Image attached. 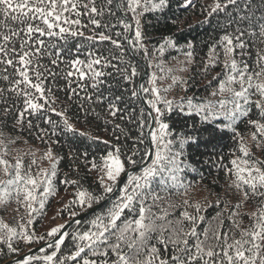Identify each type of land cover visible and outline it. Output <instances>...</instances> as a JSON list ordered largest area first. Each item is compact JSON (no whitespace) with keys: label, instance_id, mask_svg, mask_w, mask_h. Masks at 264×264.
Masks as SVG:
<instances>
[{"label":"trees","instance_id":"obj_1","mask_svg":"<svg viewBox=\"0 0 264 264\" xmlns=\"http://www.w3.org/2000/svg\"><path fill=\"white\" fill-rule=\"evenodd\" d=\"M82 2H87V0H82ZM215 2L216 0H191V4L185 6L186 0H167L165 7L144 12L139 17L142 41L137 44L135 43V21L132 19L133 13L127 11L126 0H119L122 7H117V0H113L111 5L107 4V0H96L97 7L105 9L103 16L95 17L101 22V27L95 28L91 25L87 16L80 17L82 24L88 25L80 29L84 32V36H68L66 40L53 38L57 48L49 49V51H59L58 67L50 63L48 56H44L40 61L41 64L58 73L54 79L48 76V79L44 81L45 88H51L52 96L49 99L54 101L51 103V108L55 111H51L48 105L35 112L30 109L26 111L24 95L9 91L8 89L13 85L0 79V89H4L0 94V140L8 150V155L4 158L14 163V155L21 153L27 166L31 165L34 159L36 163L31 165V168L38 169L41 161L44 160L43 154L50 150L53 156L51 161L57 165V174L52 177L53 185L57 190L56 193H62L67 198L64 206L53 211L51 205L62 203L64 197L58 200L50 196L45 203V208L39 209L38 207V211L31 217L28 209L23 204H17L15 200L5 206H0V221L15 228L17 232L23 230L33 236L32 243L26 242L19 235L14 237L12 246L18 250L17 252H10L7 244L0 242V264L25 255L40 246L41 248L33 256L42 257L54 251V248L48 246L49 244L43 246L53 238L48 236V232L52 228L66 225L91 209H82L79 205L70 204L75 192L82 189L97 195L103 194L99 183L100 177L98 178L101 171L93 169L92 162L102 166V157L114 151L116 147L120 148L122 160L132 156L135 151L138 153L133 157L137 161L136 166L146 161L148 156L145 153H149V127H140L141 110H144L143 119L149 124H151V119L140 95L132 96V91L138 90L139 83L145 74V65L148 68V75L142 85L151 87L148 81L155 75L156 86L161 89V95L168 100L180 102L182 98L192 97L194 102L213 103L218 106L220 99H230L229 93L212 95L213 92L218 91V83L224 71L225 56L219 42L225 34L238 35L237 27L244 30L245 35L242 39L248 45L244 50L246 54L240 56V50L237 49L235 58L238 61L242 59L254 67L255 53L258 49L264 48V44L259 43L258 36L253 37L247 34L249 22L241 21L240 17L252 16L254 21L257 20L264 15V0H237L235 5H228L223 11L212 12ZM220 3L223 5L226 0H220ZM120 9L132 21L134 26L132 48L142 62L133 55L129 48L130 30L124 31L121 21L126 23L127 21ZM251 27L258 34L256 24H252ZM93 30L96 33L104 32L119 39L121 49H116L109 41L88 40L86 37L93 35ZM117 32L121 33L120 37L115 36ZM44 39L47 42L48 38ZM168 40L171 44L166 43ZM189 52L192 53L191 56L187 55ZM99 57L105 58L115 67L95 66L106 73L100 78L96 88L92 87L94 81L87 78L79 82L76 76L69 79L64 78V73L70 70L69 61L74 59L87 61ZM210 57H212L211 60ZM3 67L0 65V69ZM133 68L136 69L137 75L131 77V81L125 80L124 76L130 75ZM12 71L13 69H8V73ZM4 74L0 71V76ZM173 78L176 79V83H173ZM69 80L71 81L70 86ZM80 85L84 87L81 88ZM21 88L24 86L21 85ZM165 88L169 91L164 92ZM71 89H75V93ZM143 94L148 99V95ZM34 95L38 97L39 93H34ZM118 96L121 99L117 100ZM88 97L91 99L89 100ZM252 99L255 100L256 97L253 96ZM37 102L43 103V101ZM110 102L119 109L115 117L110 114ZM22 112L24 113L22 123H17ZM57 112L63 115L58 116ZM65 119L72 125L74 131L65 128ZM248 120H261L254 105L247 117L238 119L235 129L240 136H237L235 132L226 128L221 130L220 128L213 129V125H202L200 117L195 114L188 116L175 111L167 116L166 121L170 123L174 133H185L194 138L185 144L182 157L185 171L181 173L183 181L191 183L192 187L186 196H166L161 192L160 195L165 196V199L155 203L149 199L146 203L152 206V212L156 215H163L166 211L169 220H176L181 218L180 214L185 210L183 200L188 199L190 203L199 202L202 205L200 215L205 219L203 222H198V232H202L206 227L215 228L218 224V220L215 219L217 213L222 214L221 218L227 229L232 223L228 218L230 211L234 205L242 201V196L236 188L230 187L234 177L226 172V169L231 167L230 161L241 155L239 152L241 137H243V143L250 149L253 159H264V145L256 147V141L252 139L255 129L248 124ZM29 122H31V128L28 127ZM193 123H195V128H193ZM13 140L16 142L11 143ZM141 156L144 157L143 160ZM126 168L130 169L133 166L126 164ZM139 173L140 171H137L132 174L138 175ZM8 179L9 177L0 171V181ZM65 180L77 183H64ZM125 183L127 180L124 181ZM116 187L117 185L114 191ZM121 190L95 212L88 214L68 229V236L65 237L61 252L57 253L58 258H66L70 252L75 250L76 242L72 240V235L90 230L92 227L90 222L97 216L107 213V210L119 199L122 194ZM112 193L107 194L105 199ZM217 202H219V207H217ZM169 203L174 207H169ZM66 205L68 207L65 209ZM96 205L98 204L94 203L92 207ZM260 206L255 198L243 204L238 210L240 215L237 217L238 220H242L241 228L250 227L249 214L256 213ZM187 211L194 214V209L191 207H188ZM73 213L75 215H72ZM134 215L135 213L126 209L121 221L125 218L133 219ZM29 219L33 221L31 225L28 224ZM157 223L161 222L157 221ZM21 226H24L23 229ZM238 236L237 231V238ZM152 243L156 241L153 240ZM32 264H44V261L34 260ZM67 264H75V262L69 260Z\"/></svg>","mask_w":264,"mask_h":264},{"label":"snow or ice","instance_id":"obj_2","mask_svg":"<svg viewBox=\"0 0 264 264\" xmlns=\"http://www.w3.org/2000/svg\"><path fill=\"white\" fill-rule=\"evenodd\" d=\"M112 2L113 0H107L108 5ZM236 3L237 0H226V3L222 5L220 0H216L212 6V12L223 11L228 5ZM188 4H191V0H186L185 6ZM166 5L167 0H158V2L126 0L127 11L133 13L132 19L135 21V43L140 44L142 41L139 17L144 12L155 11ZM122 6L118 2L117 7ZM138 9L141 11L138 12ZM104 12V8L97 7L96 0H87V2L82 0H0V65L4 66L0 71L5 73L0 76V79L13 85L8 89L9 91L24 95L26 111L30 109L35 112L44 108L45 105H48L51 111H55L51 108V103L54 101L49 99L52 96L51 88L46 89L44 81L48 79V76L54 79L58 73L40 62L44 56H48L50 63L58 67L59 51H49V49L57 48L53 38L66 40L68 36H84V32L80 29L88 25L82 24L80 19L82 16H87L91 25L100 28L101 22L95 17L103 16ZM240 20H247L249 22L247 34L253 37L258 36L259 43L264 44V15L255 21L252 16H242ZM121 23L124 31L128 32L131 25L124 21ZM254 23L258 27V34L251 27ZM236 32L239 34L235 36L225 34L219 42L225 56L224 71L218 83V91L212 93L213 96L229 93L230 99H220L218 106L213 103L194 102L192 97L182 98L180 102L168 100L161 95V89L156 86L155 75L148 81L151 87L141 85L139 90L134 89L133 97L138 96L140 91L148 95L146 104L153 123L149 124L143 119L144 110L142 109L140 127L153 128L149 135L155 151L145 153L150 163L143 166L138 175L131 174L126 164L135 167L137 161L133 157L138 153L134 151L132 156L122 160L119 147L102 157V166L92 162V168L103 173L99 181L103 194L97 195L78 189L70 204L79 205L82 209L92 208L94 203L99 204L107 194L114 191V187L121 182L120 178L124 175L127 183L124 184L119 199L113 203L105 215L97 216L90 222L92 226L90 230L72 235V240L76 242L75 250L66 258L61 259L57 256L65 243V237L68 236L67 232L62 231L64 225H60L48 232V236L57 237L54 243L48 245L54 248L51 254L42 257L27 256L11 264H32L34 260H43L44 264H67L69 260L75 264H264V159L252 158L250 149L243 143V137L239 146L241 155L232 159L231 167L226 169V172L234 177L230 187H235L242 196V201L234 205L229 213L228 218L232 223L227 229L224 227L222 214L217 213L215 218L218 220L217 226L211 229L206 227L202 232H198V222H203L205 219L200 215L202 205L199 202L190 203L188 199H184L185 210L180 214L181 218L176 220H169L166 211L163 215H156L152 212V206L146 203L149 199L154 203L165 199V196L160 195L161 192L166 196H186L192 187L191 183L183 181L181 173L185 171L182 160L185 144L194 138L185 133L172 131L166 117L175 111L188 116L195 114L200 117L202 125H213V129L221 130L226 128L240 136L236 132L235 125L240 117L249 115L254 105L261 120H248V124L255 129L252 139L256 141V147L264 145V122H261L264 121V48L256 51L254 67L242 59L238 61L235 58L236 50L239 49V55L244 56L246 54L244 50L248 45L242 39L245 31L237 27ZM115 36L120 37L121 33L117 32ZM44 38H48L47 42ZM86 38L90 41L96 39L100 42L109 41L116 49L122 47L119 39L104 32L96 33L93 30V35ZM166 43L171 44V41L168 40ZM187 55L191 56L192 53L189 52ZM97 65L115 67L103 57L91 58L87 61L74 59L68 62L70 70L64 73V78L76 76L78 82L87 78L94 81L92 87L96 88L100 78L106 75L95 67ZM9 68L13 69L11 73H8ZM136 75L137 71L133 68L131 74H126L124 79L131 81V77ZM173 83H176L175 78ZM21 85L24 88H21ZM3 91L4 89H0V94ZM71 91L75 93L76 90L71 89ZM163 91L167 92L169 89L165 88ZM34 93H39V96H35ZM253 96L256 97L255 100L252 99ZM88 99L90 100L91 97ZM116 99L119 100L121 97L118 96ZM37 101H43V103ZM109 109L113 117L119 111L112 102L109 103ZM23 115V112L20 113L17 123H22ZM56 115L63 114L57 112ZM64 125L67 130L74 131L67 119L64 120ZM28 127H32L31 122ZM15 142V140L11 141V143ZM6 155L8 150L0 140V171L9 177L6 181H0V206L15 200L17 204H23L28 209L31 217L38 211L34 207L37 202L39 209H44L47 199L56 194L57 190L51 177L56 176L57 165L53 162L50 173L48 170L41 169L34 176L31 173V165L36 163L34 159L31 165L25 166L22 156H17L15 162L10 163L4 158ZM44 158L53 160L50 150L44 154ZM143 158L141 156L142 160ZM41 175L44 179H40ZM64 183L76 184L77 182L65 180ZM252 198L258 200L261 206L256 213L249 214L250 227L241 228L242 220L237 219L240 215L238 210ZM67 207L68 205L65 209ZM169 207L174 205L169 203ZM188 207L194 209V214L187 211ZM126 209L135 215L133 219L125 218L121 221ZM32 223V219H29L28 224ZM23 227L21 226L22 229ZM0 234H2L0 242L7 244L10 252L18 251L12 246V240L17 235L28 243L33 242L32 235L23 230L17 232L15 228L9 227L2 221H0ZM153 240L156 243H152Z\"/></svg>","mask_w":264,"mask_h":264},{"label":"water","instance_id":"obj_3","mask_svg":"<svg viewBox=\"0 0 264 264\" xmlns=\"http://www.w3.org/2000/svg\"><path fill=\"white\" fill-rule=\"evenodd\" d=\"M119 2V0H117V3ZM124 19L127 21V23L129 25H131V28H130V33H129V38H128V45H129V48L131 50V52L133 53V55L139 60L141 61L135 54L133 48H132V39H133V35H134V26L132 24V21L131 19L123 12L122 9H120ZM142 62V61H141ZM148 75V68L147 66L145 65V74L143 76V78L141 79L140 83H139V88L138 90L140 89V86L143 84L144 82V79L146 78V76ZM139 95L145 105V107L147 108L148 112H150V110L148 109L147 107V104H146V98L144 97V94L142 91L139 92ZM151 123H153L151 121ZM153 130L152 127H149V130H148V139H149V153H154V146L151 144V140H150V135L149 133ZM150 163V160L149 158L147 157L146 161L142 164V165H139V166H136V167H133V168H130V173H135L137 171H141L142 170V167L145 166L146 164ZM121 182L117 184V187L115 189V191L112 193V195H110L107 199H105L104 201H102L101 203H99L98 205L92 207L91 209L85 211L83 214L79 215L78 217L74 218L73 220H71L70 222H68L66 225H64V228L62 229V231L64 232H67L68 229L76 222H79L81 221L85 216H87L88 214L92 213V212H95L97 209H99L101 206H103L108 200H110L112 197H114L122 188V185L124 183V181L126 180V177L124 175H122V177L120 178ZM55 239H57V237H53L51 240L47 241L43 246L45 245H48L50 243H54ZM41 248L40 247H37L35 249H32L30 252L26 253L25 255H22L20 257H17V258H13V259H10L8 260L7 262H5L4 264H11V262H17V261H20L24 258H26L27 256H33L39 249Z\"/></svg>","mask_w":264,"mask_h":264},{"label":"rangeland","instance_id":"obj_4","mask_svg":"<svg viewBox=\"0 0 264 264\" xmlns=\"http://www.w3.org/2000/svg\"><path fill=\"white\" fill-rule=\"evenodd\" d=\"M48 152V151H47ZM46 153V152H45ZM44 153V154H45ZM44 154H43V158H44ZM17 156H22V154L21 153H17V154H15L14 155V158H16ZM40 156V155H39ZM15 162V161H14ZM24 164H25V166H27L26 165V163L24 162ZM51 165H52V161L51 160H48V159H45L44 158V160L43 161H41V163H40V168H31V173L35 176L37 173H39L40 172V170L41 169H45V170H48V172L50 173L51 172ZM35 170H36V172H35ZM103 173H102V171L99 173V175H98V178L102 175ZM122 177V176H121ZM40 179H44V176L43 175H41L40 176ZM51 179H52V177H51ZM124 184V183H123ZM123 186V185H122ZM38 195H39V193H38ZM64 197V195L62 194V193H56L55 195H54V198L55 199H58V200H61L62 198ZM40 199H43V197H40ZM66 202H67V198L66 197H64V201L61 203H55L54 205H51V207H52V209H53V211H56L58 208H60V207H62V206H64V204H66ZM34 207H36V208H38L39 207V203L37 202L35 205H34ZM52 211V212H53ZM53 214V213H52Z\"/></svg>","mask_w":264,"mask_h":264}]
</instances>
